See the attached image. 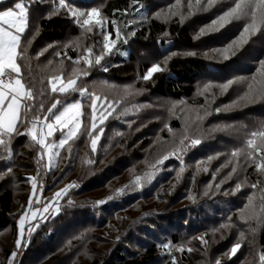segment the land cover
<instances>
[{"label":"rangeland","instance_id":"obj_1","mask_svg":"<svg viewBox=\"0 0 264 264\" xmlns=\"http://www.w3.org/2000/svg\"><path fill=\"white\" fill-rule=\"evenodd\" d=\"M105 1L98 0L94 7L101 12V4ZM237 2L240 0H215L212 6L205 8L207 0H202L198 7L195 0H192L193 8L189 14L187 0H181V5H176L175 0H148L143 8L138 9L136 18L128 16L129 24L135 21L141 27L149 20L164 24L178 20L194 44L187 46L172 42L166 34L163 39L173 46L163 53L155 46L128 37L125 43L126 35L122 33V26L128 24L118 23L114 26L112 40L116 49L106 55L102 63L110 68L115 64V53H120L125 59L131 54L134 72L128 81L115 83L108 81L104 74L98 72L101 69L97 67L91 70L92 78L88 80L81 77L78 80V83L82 81L89 92L107 98L115 106L113 114L101 126L104 132L96 155H90L86 164H82L86 159L83 153L75 157L73 155L74 161L69 157L62 163L58 162L57 156H53L54 168L49 170L48 153L31 141L28 134L31 125H24V133L31 142L20 151L15 149L14 158L29 159L33 163L29 177L36 179L37 191L33 195L31 182L26 185L15 184L10 221L17 224V232L13 236L9 227L0 231V264H9L13 252L17 255L12 264H92L95 260L100 264H114L118 262L117 255L127 258L142 256L140 243L145 241V233L155 237L149 238L150 242L146 243H161L160 256L149 264H170L173 258L175 264H215L216 260L220 264H259V255L263 252L257 242V221L261 218V209H264V174L257 172L255 167L256 163L261 162L260 159L254 153L251 159L248 158L247 153L252 150L247 148L246 141L252 131L262 130L264 125V68L260 63L264 61V23L258 25L259 31L246 33L245 39H240L243 28L252 20V8L247 6L248 0H245L244 11L248 15H241L239 19L232 18L230 22L213 24V21H218L221 15L235 7ZM75 23L80 27L76 20ZM220 23H223L222 27ZM117 28L120 39L116 38ZM201 29H205V34H200ZM104 31L109 32L106 19ZM96 41H102L98 29L88 33L80 27L79 35L67 38L64 45L70 46L81 56L87 55L85 50L88 47H92L94 53L98 52L100 48L95 46ZM123 44L127 50L122 49ZM167 56L171 58L165 64ZM177 58L201 59L207 65L208 73L199 77L191 99L175 101L158 96L148 88L157 74L169 73L171 61ZM154 62H159L164 70L144 81L142 76ZM56 66L60 71L61 62ZM74 67L84 68L83 60L79 65H74L72 61L64 62L65 75L70 74ZM229 81L232 83L223 90L220 86ZM249 85L253 86L252 92H249ZM206 86H209L207 90ZM246 93L247 99H241ZM218 108L219 112L216 111ZM82 110L87 113L91 111L87 104ZM172 121H178L180 129H172ZM59 138L60 133L57 132L49 141L57 142ZM133 139L138 152L135 147L127 148V143ZM192 139L201 142L192 146ZM125 142L126 146L122 144ZM141 142L148 143L142 151L139 148ZM241 149L244 151L239 157L231 156L233 151ZM23 150L31 151V156H22ZM61 150L58 147L51 149L59 153ZM103 153L105 156L99 160L97 169L89 167ZM116 154L121 159L126 154L131 155L132 168L123 171L121 176L108 181L103 187L91 186V190L78 193L81 184L92 181L88 176L95 177L97 171L106 169ZM166 155L169 158L159 163ZM180 160L183 163L180 164ZM67 165L71 173L65 184L48 188L55 179L53 172H60ZM234 166L237 171L229 177ZM181 167L184 168L183 172H180ZM205 168L207 171H204ZM86 172L92 173L85 175ZM137 177H140L139 186L136 184ZM159 179L162 184L155 189L152 184ZM253 183H257L258 187L252 188ZM73 184L76 186L69 190L73 199L71 204L59 202L60 198L51 203L48 212L43 211L57 192ZM237 184L240 185L239 189L236 188ZM145 188L151 192L152 198L142 197L140 203L126 207L122 212H114L112 218L104 219L103 225L96 226L88 221L79 223L83 214L92 215L96 205H93L92 200H106L110 196L114 198L107 201L120 200L129 194L127 190L134 193ZM121 189H124L122 193L119 192ZM176 193H180L181 198L171 204ZM159 194L166 196V199H160ZM30 199L33 201L31 207ZM246 205L249 207L245 210ZM253 207L255 216L247 218ZM152 210L165 215L171 212L172 215L155 218L151 226H145L143 222L140 228L135 227L136 232L140 231L138 234L133 233L132 228L130 231L133 219L139 215L145 216V212ZM175 211H179L183 218ZM25 212V232L18 250V222ZM33 212L36 213L35 217L32 216ZM242 216L246 219H242ZM150 217L154 218L151 214ZM30 227L33 230L29 233ZM241 232L244 233L242 241ZM172 234L177 235V242L170 238ZM201 237L208 241L207 245L201 243ZM237 241H241L242 247L236 256L229 259L227 253Z\"/></svg>","mask_w":264,"mask_h":264},{"label":"trees","instance_id":"obj_2","mask_svg":"<svg viewBox=\"0 0 264 264\" xmlns=\"http://www.w3.org/2000/svg\"><path fill=\"white\" fill-rule=\"evenodd\" d=\"M16 0H5L0 3V9H7L12 6ZM72 8L77 11H83L85 9H90L95 6L98 0H68ZM148 0H138V3L133 4L132 0H107L102 2L101 4V12L102 15L106 19V28L112 34L114 33V26L118 23L121 25L128 24L126 27L122 26V33L124 36L128 37L130 40L136 42L145 43L148 46H155L157 49L163 53V51L171 48L172 43L163 39V36L168 34L172 40V42H180L183 45L192 46L194 45L191 41V37L189 33L186 31L185 27H182L178 20H174L169 24H164L157 20H149L148 23H145L144 26L140 27V24L135 21L127 22L129 17L136 18L137 11L140 8V4L145 5ZM59 3L58 0H46L44 3H33L30 7L29 14V29L26 31L25 36L32 39L31 46L28 49V56L31 57V60L25 59L21 61L23 65L24 72V82L26 86L31 87L32 90L37 93L36 100L31 101L33 105L38 104L40 101H45V109L50 106L52 100L48 99V96H53V98H57L54 94L50 93L48 79L52 75L59 74V71L56 64L71 62L68 59V56L73 58L78 57L76 50L71 48L70 46H65V42L67 38H75L79 35L80 27L75 23V18L72 17L69 13V10L66 8H61L57 14H52V9L58 8ZM131 18V19H132ZM134 20V19H133ZM115 21V24L112 22ZM36 29L39 30L38 34H36ZM53 45V46H52ZM47 48V51H44L43 55H38L42 50ZM123 50H127L125 45H122ZM122 50V51H123ZM59 52L60 56L55 55V53ZM66 54V55H65ZM128 59L122 57L120 53H115L113 58L115 64L108 68L107 72L103 70H98L101 74H104L105 78L108 81L113 82H124L128 81L131 75L134 72L133 68V59L131 58V54L128 55ZM131 60V61H129ZM51 61V63H49ZM64 69V68H63ZM208 73L206 63L201 59L196 58H177L171 61L169 66L168 74H157L153 80V83L149 84L148 88L152 90L156 95L162 96L165 98H170L175 101L181 99H191L195 93V85L198 81L199 77L202 74ZM63 74L65 75L64 71ZM93 74L86 77L88 80L92 78ZM41 90L45 91V96H39V92ZM78 97L77 94H72L70 97H58L60 99H64L66 102L71 100H76ZM35 111V108H34ZM89 112V111H88ZM44 113H40L42 116ZM31 115V114H30ZM28 123H25L27 125ZM170 127L172 129H180L181 125L178 121H172L170 123ZM24 125L20 126V132L24 133ZM31 141L27 138L26 135L16 136L14 134V138L11 142L12 148V158L8 159V154L4 151L3 148H0V231L7 229L8 227L11 229V233L13 236L16 235L17 232V224L10 221V213L12 210V205L14 203V188L15 184L20 183L26 185L27 181L26 177H29L30 170L33 167V163L29 161V159H15V149L19 151L24 149V146L29 145ZM140 143V150L142 151L144 146H146L147 142ZM122 144H126L122 143ZM69 146H71V151H68ZM126 146V145H125ZM136 147L134 139L127 143V148ZM36 151V148H34ZM33 151V153H35ZM139 149H137V152ZM31 151L23 150L21 152L22 156L25 157L31 156ZM86 159L82 164L87 163V158L90 159V155H96L90 149L89 143L86 137H80V139L75 140V142L70 141L69 145H66L59 153L58 162H63L69 157L71 161H74L75 158H72L78 154H82ZM101 156V157H100ZM105 156V153L98 155L94 159V163L90 164L89 167H96L99 163V160ZM138 155L137 157H139ZM132 156L124 155L121 159L116 154L110 162L109 166L105 169H101L97 171L94 176L90 177L92 181H89L88 184H81L80 190L78 193L85 192L91 190L92 187H103L108 183L119 176H121L122 172L132 168ZM19 160V161H16ZM181 164V160L179 161ZM112 163V164H110ZM131 163V164H130ZM63 164H61L62 166ZM60 166V165H59ZM57 166L59 169L60 167ZM8 168H11V171H7ZM97 169V167H96ZM95 169V170H96ZM71 168L67 165V167L63 166L60 172H53V176L55 179L48 186V188H53L54 186L59 187L62 184H65L67 181L68 174L71 173ZM17 171V174L15 173ZM140 171V170H137ZM253 169H251V172ZM94 172V171H92ZM92 172H86L85 175H88ZM130 181V180H129ZM86 183V182H85ZM132 184V183H131ZM130 184V185H131ZM157 184V185H156ZM162 184V180L160 183V179L158 181H154L152 187L160 188ZM92 186V187H91ZM23 188V187H21ZM153 189V188H152ZM147 188L143 190H138L134 193H131V190H127L129 193L124 198L120 200L107 201L103 205H95L97 201H94L95 205L93 207V213L91 216L87 214H83L79 223H83L85 221L93 223V225L101 226L104 224V219L107 217L112 218L114 212H122L126 207L132 206L134 203H140L141 198L150 199L153 195L151 192L146 191ZM29 191V190H28ZM177 194V195H176ZM174 198L171 201V204L176 203L181 198L180 193H176ZM72 196L67 195L62 197L59 202H67V205L71 204ZM160 199H166V196L159 194ZM65 204V203H64ZM263 209V208H262ZM261 209V218L258 219V235L257 242L264 253V209ZM177 212V211H175ZM180 213L179 211L177 212ZM150 214L154 216V218L150 217ZM172 213L158 214L156 211L152 210L149 212H145L144 215H139L130 223V231L132 228V232L135 234L140 233L137 231V227L140 228L143 222H145V226H151L154 224L155 218L160 219L164 218V216H171ZM180 215V214H179ZM183 218V215H180ZM137 226V227H136ZM140 226V227H139ZM136 227V228H135ZM128 231V230H127ZM49 236V235H47ZM154 239V236H149L145 233V241L140 243V248L143 250L142 256H136L134 258H127L124 255H117V263L114 264H149L154 259L160 256L159 249L161 248L160 242L146 243L150 242L148 239ZM170 238L177 242V235L172 234ZM164 242V241H163ZM162 242V243H163ZM142 245V246H141ZM7 254V252H5ZM183 256H185L183 254ZM92 264H100L98 261H94ZM113 264V263H112ZM173 264V263H170Z\"/></svg>","mask_w":264,"mask_h":264},{"label":"snow or ice","instance_id":"obj_3","mask_svg":"<svg viewBox=\"0 0 264 264\" xmlns=\"http://www.w3.org/2000/svg\"><path fill=\"white\" fill-rule=\"evenodd\" d=\"M3 2V0H0ZM44 3L46 0H16V2L8 7L7 9H0V148L8 154V159L12 158V148L11 142L16 136L25 135V133L20 132V126L28 123L31 125L28 128V134H30L31 141L39 145L41 149L46 150L49 155L48 167L49 170L54 168L52 163L53 156H59V152H52V148L63 149L65 145H69V141L75 142V140L80 139V137H86L90 149L93 153L97 151L98 143L103 135L104 128L101 127L105 124V121L109 116L115 111V106L113 103H109L107 98H102L95 93L89 92V89L83 85L82 81L78 83L81 77H88L91 74L93 68H100L104 72L108 71V67L102 63L106 55L113 53L116 49V44L112 40V33L104 31L105 18L101 15L98 8H91L90 11H77L68 2V0H58L59 7L52 9V14H57L61 8H66L72 17L75 18L76 22L83 28L86 32L91 33L94 29L100 31L102 36V41H96L95 46L100 48L96 53L93 52L92 47H88L85 51L87 55H81L76 58L68 56V59L72 61L74 65H79L81 60H83L85 67L78 68L74 67L70 74H63V63H61V72L56 75H52L48 79L49 90L51 94H54L57 98L53 96H48L52 102L50 106L45 109V101H40L38 104L33 105L29 103L36 100L37 93H35L31 87L26 86L24 82V72L23 65L21 61L25 59L31 60L28 56V49L31 46L32 39L25 36L26 31L29 29V14L30 7L33 3ZM55 2V0H53ZM133 4L138 3V0H132ZM202 3V0H195V5L198 7ZM215 0H207L205 8L212 6ZM176 5H181V0H175ZM248 7L252 8L251 11V23L243 28L240 39H245L244 34L254 33L259 31V24L264 23V0H248ZM144 5L141 3L140 8ZM187 7L189 9V14H191V9L193 8L192 0H187ZM245 0H240L235 4V7L229 9L223 15L218 18V21H213V24L218 22H230L232 18L239 19L241 15H248L244 11ZM175 14V13H173ZM183 20V16H182ZM115 24V21L112 22ZM220 27L223 23L219 24ZM36 34L39 30L36 29ZM201 35L205 34V29H201ZM116 38L120 39V32L117 28ZM124 42H127V37L125 36ZM102 43V47H100ZM231 47V45H229ZM47 48L42 50L38 55H43ZM227 51V49H225ZM189 55H195V53H188ZM55 55L60 56L57 52ZM66 55V54H65ZM171 55H176L172 53ZM171 56H167L164 63ZM227 58V57H225ZM51 63V61H49ZM261 67L264 68V61H261ZM164 69L161 67L159 62H154L142 76L144 81L150 80L153 75L157 72H161ZM232 82L222 84L220 87L226 90ZM205 87V90H207ZM142 91V90H141ZM253 91V86L249 85V92ZM78 94V99L66 102L64 99L58 97H70L72 94ZM39 96L44 97L45 91L41 90ZM248 93L245 94L241 99H247ZM87 104L90 107V113L84 112L82 109ZM35 108V111H34ZM217 112L220 109H216ZM40 113H44L42 116ZM31 114V115H30ZM202 119L203 117H197ZM131 123V122H129ZM171 131V129H169ZM57 132L60 133V138L57 142H50L49 138L53 137ZM260 143H257V141ZM199 139H192L191 145L195 146L200 144ZM183 143V141H181ZM246 146L251 149V152L247 153L249 159L253 157V153L256 157L260 159V163H256L255 167L257 172L264 174V125H262V130L252 131L250 133V138L246 141ZM68 151H71V146H69ZM244 150H236L231 153L233 158L239 157ZM169 157L166 155L163 157L159 163H163ZM42 159V157H41ZM211 159V158H209ZM39 162V161H38ZM90 163L92 161H89ZM231 162V161H230ZM181 163L183 161L181 160ZM238 163V162H237ZM226 166V165H225ZM7 171H11L8 168ZM184 168H180V172H183ZM204 171H207L205 168ZM237 171V168L232 167L228 176L230 177L233 173ZM26 180L32 183L33 195L37 191V181L34 177H26ZM137 186L140 185V177L136 178ZM76 185H69L62 189L60 192L55 194V197L49 205L43 208L44 212L49 211L51 203H55L60 198L67 195L71 188ZM252 188H257L258 184L253 183ZM236 188L239 189L240 185L237 184ZM124 189L119 190L123 192ZM114 197H108L106 200L97 201V205H103L107 200H111ZM33 201L29 200V207H31ZM251 204V201H249ZM248 205L245 206V210L248 209ZM58 211V209H56ZM242 210V211H245ZM36 213L33 212L32 216L35 217ZM255 216V208L253 207L249 212L247 218H253ZM27 217V212L21 216L19 220V234L16 240V247L19 250L21 248V242L23 240L25 232V219ZM246 219L245 217H241ZM38 227V225H36ZM224 227V226H222ZM33 229L30 227L28 229L29 233ZM241 241L244 239V233H240ZM203 245H207L208 241L204 240L203 237L200 238ZM241 241L234 243L227 255L229 259L236 256L242 247ZM167 247V245H165ZM183 251V248L179 249ZM189 252L192 249H188ZM17 253H11L9 258V264L15 259ZM259 264H264V253L259 255ZM173 264H175V258H173ZM215 264H220L219 260L215 261Z\"/></svg>","mask_w":264,"mask_h":264}]
</instances>
